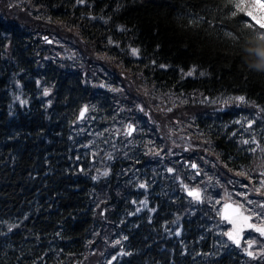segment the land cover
<instances>
[{
  "label": "trees",
  "instance_id": "16d2710c",
  "mask_svg": "<svg viewBox=\"0 0 264 264\" xmlns=\"http://www.w3.org/2000/svg\"><path fill=\"white\" fill-rule=\"evenodd\" d=\"M223 2L0 0V264H107L112 256L113 264L256 263L228 249L207 257L211 236L197 245L208 201L221 223L215 201L226 192L243 200L234 192L245 189L228 181L247 183L234 173L254 168L261 155L238 138L236 108L222 101L244 95L264 109V29L244 12L233 17ZM193 67V76H182ZM84 105L92 133L77 119ZM129 122L137 127L132 143ZM94 134L101 149L92 161L100 166L83 157ZM157 149L159 156L147 154ZM105 168L107 177L91 179ZM182 184L204 191L194 212L180 205ZM142 200L147 208L136 212Z\"/></svg>",
  "mask_w": 264,
  "mask_h": 264
},
{
  "label": "snow or ice",
  "instance_id": "6c2138e0",
  "mask_svg": "<svg viewBox=\"0 0 264 264\" xmlns=\"http://www.w3.org/2000/svg\"><path fill=\"white\" fill-rule=\"evenodd\" d=\"M77 3L83 4L84 0H77ZM225 7H231L235 9L231 12V15L234 17L236 16L237 12H244L245 14L252 16L253 12L251 11L252 7H255V0H224L223 2ZM11 7V5H9ZM191 23V21H190ZM245 28H251L253 27L251 24H245ZM260 29H264V23L260 24ZM264 32V31H260ZM226 35L233 37L234 35L229 32L226 33ZM45 41L48 43H51V41L48 40L47 37H44ZM109 43H112L111 40H109ZM159 47V46H157ZM131 54L133 56L139 55V49L137 48H131ZM153 64H155V61H152ZM159 67L161 69L167 68L168 65L160 64ZM196 69L195 67L189 69L186 73L181 69L182 76H193ZM201 76H204L205 73L201 71L199 73ZM40 82L37 81V84ZM17 85L19 86V81H17ZM103 86V85H102ZM113 91H117V89H112ZM51 92L50 88H45L43 91L44 96H48ZM18 100H20V104L24 105L27 103L26 100H22L19 97H17ZM205 99H208L205 97ZM233 102H239V103H246V98L244 95H237V96H228L223 99L222 106L229 105ZM48 104H51V101H48ZM135 107L140 111L144 112V108L137 104ZM165 111L171 112L172 108L164 109ZM88 111V105H84L79 110V115L77 117L78 120L83 119L85 117L86 112ZM261 111H264V109H261ZM145 115H148V113H144ZM151 119V118H150ZM235 123L239 124L241 123L240 120H236ZM255 121L253 119L247 120V128L251 129L254 125ZM107 131V129L105 130ZM119 131V130H117ZM137 131V127L134 122H129L124 127V134L126 136L131 137L133 133ZM233 136L235 133L232 134ZM131 143V141H129ZM243 144L249 145L253 144L255 147H249L248 151L250 153H256L257 150H259V153L261 154L259 157V163L256 164V166L252 169H243L240 171H235L234 177H243L245 180H247V183H242L239 180L229 179L228 183H238L242 188L245 189V191L237 192L235 193V196L242 197L243 200H236L233 199L227 192L220 197V199L215 201V204L213 205V208H215L216 205H220L219 209L217 210V215L219 216L220 220L222 222H225L226 225H229L230 227L227 228V230H222L221 235L224 237H227V241L231 242L232 245H235L237 249H240L242 247L241 240L242 236L245 233L246 230H251L252 232L258 233L259 236L245 241L246 247H243L244 253L255 260L258 256L264 258V246L260 248L259 251H252L253 245L256 244L260 238H264V146L261 145V143L257 140L256 137H252L251 140L245 139L242 141ZM187 150V149H186ZM169 152H171V149H168ZM205 152L208 151L207 148L204 149ZM161 152V149H157L154 153L149 151L147 154H153L159 156ZM112 156H108V159H112ZM203 159V157H201ZM208 161L205 160V163ZM186 164H189V166L192 169H198V164L196 162H191L190 160L185 161ZM215 166V164L213 165ZM224 169H227L228 172H233V169L228 167V164L225 163L223 165ZM81 172L84 171L83 168L80 169ZM99 172L98 175L91 176V179L93 181H96L100 178V176L107 177L109 175V169L105 168L102 172L98 169ZM168 173H173L175 169L169 167L166 169ZM199 175V171L196 173ZM254 181H256L254 183ZM139 188H147V184L140 183L138 185ZM183 190L187 193L189 197L192 198L193 201H196L198 203H203L204 197L202 196V190L200 188L192 187L190 188L188 185L182 184ZM255 197L253 199L252 197ZM209 200L212 198L209 197ZM223 201V203H221ZM133 204L137 203V201H132ZM142 207L147 206V201L143 200L139 202ZM140 208L136 209V212H139ZM150 212H155L156 209L152 208L149 209ZM103 214V213H101ZM128 215H132L133 213L129 212ZM13 227H17V225H11L9 226V231L12 230ZM176 235H180V229L177 228ZM123 239H127V237H123ZM114 245L120 244L119 240L112 242ZM129 255L130 253L124 252L121 250V253H118L117 255ZM204 255H207L205 253ZM117 259V256H112L110 260H108L107 264H113V261Z\"/></svg>",
  "mask_w": 264,
  "mask_h": 264
},
{
  "label": "rangeland",
  "instance_id": "374dc122",
  "mask_svg": "<svg viewBox=\"0 0 264 264\" xmlns=\"http://www.w3.org/2000/svg\"><path fill=\"white\" fill-rule=\"evenodd\" d=\"M255 2H256V12L252 16H250V18L255 24L260 25L261 23H264V3L262 2V0H256ZM217 100H220V99H217ZM230 106L232 108H236L233 110L234 118L232 120V125H235V131L237 132V135L240 138L250 139L252 135L259 134L261 132L264 133V122L262 120H261V122H259V117H258V115H256L258 113L256 112L255 108H253L251 105H248L247 103H239V102H233L230 104ZM92 118H93V116L89 115L88 119L85 121L86 129L89 130L90 133H92V131L95 128V122L92 120ZM248 119H253L255 121V123L251 129L247 128V120ZM236 120H240L241 123H239V124L235 123ZM96 126H97V124H96ZM78 127L81 128L82 126H78ZM96 135L97 134H94V136H90L91 138H89V140H88L89 143L86 147V152L90 151L92 156L97 152V149H101L100 141L96 138ZM129 141H131V143H132L133 135ZM129 141H128V143H129ZM147 159L149 160L148 157H147ZM158 159L163 160L164 157L160 156V157H158ZM157 164H159V167H160V165L162 163L158 162ZM166 169L167 168L165 167V170ZM133 171H134L133 168H130V175L132 174ZM129 178H131V180L133 182L135 181V179H136L135 171H134L133 175ZM242 191H245V190L235 191L234 194L237 192H242ZM202 196L204 198H206L203 190H202ZM240 198H242V197H240ZM203 203H204V201H203ZM203 203H198L196 201H193L190 197L184 198L180 201L181 207L186 212L187 211H191V212L196 211L197 207L201 206ZM205 216L207 218L206 234L209 233V231H210L212 238L214 237L216 239V242H217V243L211 242V247H213L215 249L218 247H221V248L224 247L229 241H227V237H224L221 235V231L222 230L226 231L227 228L230 226L226 225V223H218V222H216V219L214 217L210 216V201H208V206H207V210L205 211ZM210 220H213V221L215 220V221L210 222ZM246 234H249V231L245 232L243 234L242 238H244L246 236ZM249 238L254 239L253 237H249ZM260 248L261 247L257 248V251H259Z\"/></svg>",
  "mask_w": 264,
  "mask_h": 264
},
{
  "label": "water",
  "instance_id": "95a60500",
  "mask_svg": "<svg viewBox=\"0 0 264 264\" xmlns=\"http://www.w3.org/2000/svg\"><path fill=\"white\" fill-rule=\"evenodd\" d=\"M86 116H87V112H86V114H85V117H86ZM85 117H84V118H85ZM84 118H83V119H84ZM80 120H82V119H80Z\"/></svg>",
  "mask_w": 264,
  "mask_h": 264
}]
</instances>
